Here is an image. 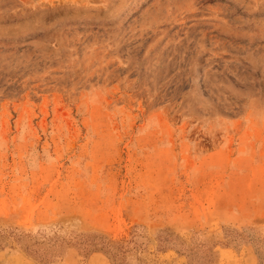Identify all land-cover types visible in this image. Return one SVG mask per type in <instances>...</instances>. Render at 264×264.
Instances as JSON below:
<instances>
[{
    "label": "rangeland",
    "instance_id": "1",
    "mask_svg": "<svg viewBox=\"0 0 264 264\" xmlns=\"http://www.w3.org/2000/svg\"><path fill=\"white\" fill-rule=\"evenodd\" d=\"M0 264H264V0H0Z\"/></svg>",
    "mask_w": 264,
    "mask_h": 264
}]
</instances>
